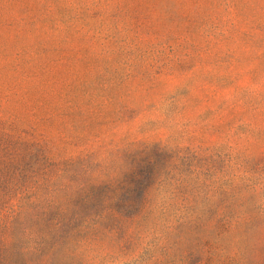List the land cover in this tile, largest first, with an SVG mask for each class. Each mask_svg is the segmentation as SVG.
<instances>
[{"label": "rangeland", "instance_id": "374dc122", "mask_svg": "<svg viewBox=\"0 0 264 264\" xmlns=\"http://www.w3.org/2000/svg\"><path fill=\"white\" fill-rule=\"evenodd\" d=\"M0 264H264V0H0Z\"/></svg>", "mask_w": 264, "mask_h": 264}]
</instances>
